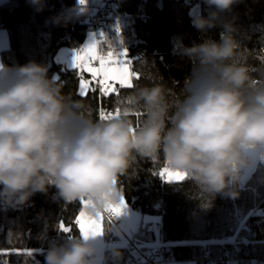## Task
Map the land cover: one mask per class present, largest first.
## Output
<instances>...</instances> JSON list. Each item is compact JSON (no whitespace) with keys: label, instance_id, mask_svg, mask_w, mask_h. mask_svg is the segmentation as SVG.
I'll return each mask as SVG.
<instances>
[{"label":"clouds","instance_id":"obj_1","mask_svg":"<svg viewBox=\"0 0 264 264\" xmlns=\"http://www.w3.org/2000/svg\"><path fill=\"white\" fill-rule=\"evenodd\" d=\"M29 2L44 10L45 0ZM238 2L204 0L208 15L192 17L201 32L218 25L223 30L218 41L179 49L193 67L178 98L161 77L148 76L149 83L135 84L116 101L119 115L110 119H93L83 100L49 77L46 64L0 66V201L21 206L55 187L66 204L86 201L82 211L89 218L103 217L98 234L69 235L50 245L44 264H120L123 252L103 237L123 234L124 223L113 225L111 217L128 216L118 180L137 158L162 154L168 168L203 194L204 208L217 195L237 198L242 176L264 164V83L254 82L238 28L223 17ZM83 11L77 0L52 22L66 26ZM136 112H143L139 125ZM121 202V214L110 215Z\"/></svg>","mask_w":264,"mask_h":264},{"label":"trees","instance_id":"obj_2","mask_svg":"<svg viewBox=\"0 0 264 264\" xmlns=\"http://www.w3.org/2000/svg\"><path fill=\"white\" fill-rule=\"evenodd\" d=\"M138 2L124 1L123 11L136 10ZM76 4L77 0H45L44 10L37 12L29 0L1 3L0 29L6 30L9 42L0 53V64L9 67L29 61L46 64L49 77L63 84L64 93L71 94L74 100H83L92 118L99 119L100 107L114 110L116 101L131 89H119L117 85L118 93L101 95L99 99L98 90H91L97 88L93 81L87 96L82 97L78 93L81 73L54 61L60 47L77 49L84 42L87 27L83 20L90 11L85 3L84 11L66 26L52 22V18ZM190 8L183 1L146 0L141 7L146 18L127 20L121 34H116L108 22L103 31L105 39L97 44L98 52L124 48L131 61V72L139 74V79L133 77L134 85L149 83L148 76L161 77L178 98L193 67V62L181 56L179 49L206 39L218 41L223 30L219 25L206 32L197 30L192 25ZM223 17L238 28L236 36L243 48L242 59L250 66L254 82L264 83V0H239ZM136 113L140 115H132L139 125L143 112ZM166 166L162 154L155 160L137 158L129 174L118 180L126 203L139 216L137 226L130 232L139 246L150 248L154 240L148 228L151 222L142 223V218L158 216L164 241L188 264H203L205 250L216 258L214 264H223L221 258L230 249L235 235L233 256L237 264H264V164L257 165L244 186L239 185L237 198L217 195L210 208L201 206L203 194L191 181L161 176ZM161 177L176 183H166ZM81 206L80 202L66 204L57 189L50 187L47 193L33 195L22 208L0 211V264H44L50 245L80 234L75 219ZM255 207L261 210L252 212ZM61 222L71 228L69 233L60 229ZM243 223L246 229L239 230ZM120 237L109 232L103 238L107 245L120 248L123 252L120 262H125L130 258L129 247Z\"/></svg>","mask_w":264,"mask_h":264},{"label":"built area","instance_id":"obj_3","mask_svg":"<svg viewBox=\"0 0 264 264\" xmlns=\"http://www.w3.org/2000/svg\"><path fill=\"white\" fill-rule=\"evenodd\" d=\"M124 1L126 0H86L85 4L89 6L90 11L83 20V23L88 30L93 31L95 35V42L97 44L104 41V35L101 36V34H103L104 27L107 26L108 22L116 34H121L127 20H144L146 18V16L141 12L143 2L146 0H139L136 10L130 11L129 13H125L123 11L125 7ZM177 1L187 2L191 5L189 14L192 15V17L198 14L203 15L205 12L210 10L209 7L204 3V0ZM100 98L101 94L99 93V99ZM101 111H103L106 115L109 112L115 113L114 110H106L100 107L99 119ZM0 188H2V186H0ZM22 206L23 205L10 206L3 201H0V211H5L11 208H22ZM260 210L261 209L255 207L252 212H259ZM111 222L113 225H119L121 223H124L125 225L122 230V237L128 244V253L130 258L125 262H120V264H188V260L186 258H184L182 255H175L169 244L164 241V234L159 221L151 222L148 226L149 230H151L154 234L153 244L150 248H141L137 240L131 237L123 215L120 217H111ZM243 228H246L244 223L241 224L239 230ZM236 239L237 235L233 237L230 249L221 258L223 264H237V261L233 256V249L236 245ZM204 254V257L202 258L203 264L215 263L216 258L212 257L208 250H205ZM108 264L112 263L108 262Z\"/></svg>","mask_w":264,"mask_h":264},{"label":"snow or ice","instance_id":"obj_4","mask_svg":"<svg viewBox=\"0 0 264 264\" xmlns=\"http://www.w3.org/2000/svg\"><path fill=\"white\" fill-rule=\"evenodd\" d=\"M81 4H84L86 0H79ZM103 36V34H101ZM131 61L127 59V51L125 50L123 56L118 57L113 52H109L107 56L101 55L98 52V47L96 42H91L84 46L83 49L79 50L73 61V67L78 69L81 73L79 78V95L84 97L87 96L89 85L93 81L96 82L98 89L93 88L92 91H99L102 96H107L110 93H118L117 85L119 89L134 87L133 77L139 79V74L131 72L129 69ZM89 73L91 75V81L86 80L83 77V73ZM119 115V110L117 109L115 113L109 112L107 115L101 111L100 119H110ZM139 116L140 113H135ZM167 174L169 177H177L180 179L185 178L184 175L170 171L165 168L161 172V176ZM86 201H81L82 205H86ZM126 207L124 202H121L118 206L111 207L108 211L110 215H119L121 211ZM75 224L79 226V232L85 238L89 234H98L102 229L103 217L99 219L89 218L82 210L79 212L78 217L75 219ZM60 229L66 233L71 231V228L64 225L63 222L60 224ZM28 255H32L28 252Z\"/></svg>","mask_w":264,"mask_h":264},{"label":"rangeland","instance_id":"obj_5","mask_svg":"<svg viewBox=\"0 0 264 264\" xmlns=\"http://www.w3.org/2000/svg\"><path fill=\"white\" fill-rule=\"evenodd\" d=\"M5 1L6 0H0V4L5 2ZM93 41L95 42V35H94L93 31L87 29L86 33H85L84 42L82 43L81 47H79L77 49H70V48H67V47H60L57 50V52H56V54L54 56V61L57 62V63H60L62 66H65L67 68H74L73 67V61H74L75 54L79 50L83 49L85 45H87V44H89V43H91ZM8 42L9 41H8V36H7L6 30L5 29H0V53H1L2 50L6 49L8 47ZM109 52H113L115 55L120 57V56H123V54L125 52V49L124 48H120L118 50H112V51L110 50L107 53L100 52V54L107 56V54ZM127 59H129L128 55H127ZM0 66H1V64H0ZM129 69H130V67H129ZM83 77L86 80H90V81L92 79L91 75L89 73H87V72L83 73ZM78 93H79V83H78ZM165 168H167L170 171L174 172V170L168 168L167 166ZM165 176L168 179H173V180L180 179V178H177V177H174V176L173 177H169L167 174H165ZM83 207H84V205L81 206L80 211L83 209ZM79 212L77 214V217L79 215ZM127 213H128V216H127V218L124 217V220H125V222H126V224L128 226L129 231L131 232V230L134 229L137 226V223L139 221V216H138V214L135 211H133V209L128 204H127ZM157 221H159V217L158 216L152 217V216H147L146 215V216H144L142 218V223L157 222ZM77 227L79 229L78 225H77ZM120 240L123 242V244L125 243V241L123 240L122 237H120Z\"/></svg>","mask_w":264,"mask_h":264},{"label":"water","instance_id":"obj_6","mask_svg":"<svg viewBox=\"0 0 264 264\" xmlns=\"http://www.w3.org/2000/svg\"><path fill=\"white\" fill-rule=\"evenodd\" d=\"M190 13V11H189ZM255 169H252L248 172H246L243 176H242V179L240 180L239 182V185L240 186H244L246 184V182L248 181V179L251 177L252 173L254 172Z\"/></svg>","mask_w":264,"mask_h":264},{"label":"bare ground","instance_id":"obj_7","mask_svg":"<svg viewBox=\"0 0 264 264\" xmlns=\"http://www.w3.org/2000/svg\"><path fill=\"white\" fill-rule=\"evenodd\" d=\"M158 222V221H157Z\"/></svg>","mask_w":264,"mask_h":264}]
</instances>
